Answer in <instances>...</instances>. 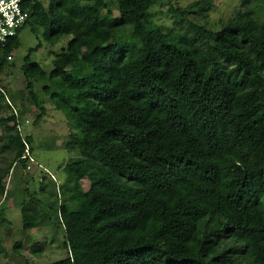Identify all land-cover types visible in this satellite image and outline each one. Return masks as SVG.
<instances>
[{
	"label": "trees",
	"instance_id": "1",
	"mask_svg": "<svg viewBox=\"0 0 264 264\" xmlns=\"http://www.w3.org/2000/svg\"><path fill=\"white\" fill-rule=\"evenodd\" d=\"M165 1L36 0L12 41L28 25L52 45L71 36L57 55L65 68L25 57L18 107L0 89V206L35 151L21 127L28 96L38 119L47 110L36 82L68 120L64 148L79 153L56 201L21 189L24 232L54 215L63 226L66 255L46 264H264V21L241 0L211 29L195 17L213 0H194L171 6L167 27L153 12Z\"/></svg>",
	"mask_w": 264,
	"mask_h": 264
},
{
	"label": "rangeland",
	"instance_id": "2",
	"mask_svg": "<svg viewBox=\"0 0 264 264\" xmlns=\"http://www.w3.org/2000/svg\"><path fill=\"white\" fill-rule=\"evenodd\" d=\"M110 1L112 2V0ZM193 1L173 0L171 4L166 1L157 4L153 8L156 21L164 26L172 27L175 19L169 11L171 6H186ZM251 4L255 7L258 18L264 21V0H251ZM240 7L241 0H213V8L208 15L195 18L211 29H218L221 23L233 16ZM114 8L115 14L119 15L116 6ZM40 30L38 31L41 32ZM70 39L71 36L65 37L56 45H52L43 39L41 33L37 34L32 25H28L22 31L20 46L14 51V65L3 73V85L11 102H16L15 105L18 107L20 104L19 90H27V80L22 71L25 57L31 54L32 60L39 62L46 69H51L58 59L57 55L61 48L66 46ZM34 88L39 96L45 99L44 106L47 110L38 119L41 110L34 106L33 101L28 96L26 103L31 109L22 116L21 127L24 135H32L35 151L32 154L33 158L27 162V167L18 165L15 171L13 169L6 178L8 196L2 200L0 206L4 209L6 220L4 224H0V239L7 254H0V264H46L66 255L63 245L64 229L55 215L52 216L53 223H44L42 226L26 232L23 230L22 203L24 198L21 189L29 187L36 197L35 199L46 200V204L56 201L57 198H54L57 195L55 184H63L67 180V175L62 166L79 156L78 151L64 148V142L68 140L70 134L68 120L64 113L56 109L55 105L48 100L42 91L41 82H36ZM3 115L5 113L0 110V116ZM3 129L0 125V133ZM9 158L11 160L13 157L10 156ZM41 180H46L45 184L49 186L46 187L47 195L42 194ZM82 185L88 189L90 182L88 179H84ZM49 195H52V199L49 198ZM26 197L30 199V196L26 195ZM39 207L42 208L40 204L37 208ZM20 240L23 242V247L21 251L17 252L14 246ZM36 245L42 246V250L34 251Z\"/></svg>",
	"mask_w": 264,
	"mask_h": 264
},
{
	"label": "built area",
	"instance_id": "3",
	"mask_svg": "<svg viewBox=\"0 0 264 264\" xmlns=\"http://www.w3.org/2000/svg\"><path fill=\"white\" fill-rule=\"evenodd\" d=\"M36 0H3L0 5V69L4 63L14 61L12 41L18 31L24 28L31 17L32 4ZM3 73L0 72V89L5 92L8 102L12 103L3 83Z\"/></svg>",
	"mask_w": 264,
	"mask_h": 264
},
{
	"label": "water",
	"instance_id": "4",
	"mask_svg": "<svg viewBox=\"0 0 264 264\" xmlns=\"http://www.w3.org/2000/svg\"><path fill=\"white\" fill-rule=\"evenodd\" d=\"M55 65L59 68H65L66 67V61L64 58L60 57L56 60Z\"/></svg>",
	"mask_w": 264,
	"mask_h": 264
},
{
	"label": "clouds",
	"instance_id": "5",
	"mask_svg": "<svg viewBox=\"0 0 264 264\" xmlns=\"http://www.w3.org/2000/svg\"><path fill=\"white\" fill-rule=\"evenodd\" d=\"M3 4V0H0V5H2ZM5 87V86H4ZM6 89V88H5Z\"/></svg>",
	"mask_w": 264,
	"mask_h": 264
}]
</instances>
